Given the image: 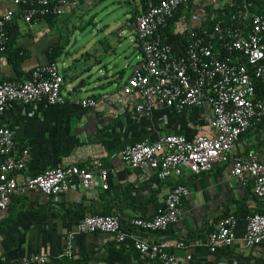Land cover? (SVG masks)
<instances>
[{
    "label": "crops",
    "instance_id": "crops-1",
    "mask_svg": "<svg viewBox=\"0 0 264 264\" xmlns=\"http://www.w3.org/2000/svg\"><path fill=\"white\" fill-rule=\"evenodd\" d=\"M211 3L212 0H191L187 8H179L173 30L194 26L192 15H202ZM109 4L119 8L128 5L129 14L122 16L124 23L118 17L115 23L101 19ZM117 7L113 11L119 10ZM8 8L18 10L11 0H0V14ZM141 9V0H80L54 23L44 19L29 28L16 16L8 27L24 57L13 69L0 56V81L23 80L33 66L47 61L52 45L60 46L54 61L62 77L61 92L66 99L89 96L96 101L88 108L68 100L52 106L35 103L13 106L0 114V125L14 131L15 152L21 148L28 151L25 167L15 174L16 179L57 165H86L92 159L102 161L108 175L105 189L97 186L87 190L72 182L65 192L47 198L37 191L12 195L7 207L0 210V264L33 253H46L44 264H65L67 261L59 255L65 248L66 235L88 214H117L124 232L163 245L175 256L173 264H264V240L251 247L243 246L240 240L245 215L264 213V198L253 194L250 181L242 183L229 176L230 161L179 179L188 193L181 200L177 220L164 230L143 231L129 222L135 215L151 217L177 179H158L151 169L123 166L118 157L120 149L140 140L155 142L172 132L186 137L211 133L207 105L181 113L160 107L136 117L134 99L121 92L130 69L140 59L135 34L128 23ZM78 13L84 16L76 18ZM110 31L114 34L110 36L112 40L107 34ZM35 32L42 34L34 39ZM83 32L87 34L81 36ZM126 37L130 44L118 51L114 41L118 46ZM78 40L83 42L78 44ZM248 152L264 161V120L238 136L230 156L244 157ZM228 214L235 218L234 240L227 247L210 251L208 235ZM181 241L183 247H176ZM71 251L74 264H161L135 251L130 239L116 242L105 232L73 234Z\"/></svg>",
    "mask_w": 264,
    "mask_h": 264
},
{
    "label": "built area",
    "instance_id": "built-area-1",
    "mask_svg": "<svg viewBox=\"0 0 264 264\" xmlns=\"http://www.w3.org/2000/svg\"><path fill=\"white\" fill-rule=\"evenodd\" d=\"M80 0H11L18 6L0 14V56L5 51L8 27L16 16L29 28L46 16L59 17ZM191 0H141L128 26L133 30L140 59L121 85V92L134 99L136 117L167 107L175 113L207 105L211 133L186 137L167 133L155 142L140 140L120 149V163L129 168L151 169L158 179H177L166 193L163 204L148 218L132 216L130 224L143 231H162L178 217L181 200L188 193L179 179L186 174L205 173L212 165L230 161L229 176L250 181L253 194L264 198V161L254 152L231 157L230 151L239 135L254 123L264 120V101L254 98V83L264 86V0H214L202 15H192L194 26L173 30L175 42L161 38L159 25ZM178 19V18H177ZM124 32V29L120 31ZM42 32H35L36 39ZM179 41V42H178ZM62 77L56 62L33 66L21 81H0V114L13 106L35 103L60 105L67 100L83 108L93 107V97L67 98L61 92ZM14 131L0 125V210L7 207L12 195L37 191L44 197L65 192L78 183L83 189L107 187L108 169L99 159L86 165H57L33 176L17 180L15 174L25 167L28 151L16 147ZM179 180V181H178ZM240 238L251 247L264 240V213L251 212L244 217ZM235 218H220L208 235V249L227 247L234 240ZM105 232L116 242L130 239L135 251L161 264H173L175 256L161 244L148 243L128 234L120 227L117 214H88L81 218L65 238L59 257L72 260L71 238L80 232ZM176 247H183L178 242ZM189 255H186L188 258ZM46 253H33L9 264H44Z\"/></svg>",
    "mask_w": 264,
    "mask_h": 264
},
{
    "label": "trees",
    "instance_id": "trees-1",
    "mask_svg": "<svg viewBox=\"0 0 264 264\" xmlns=\"http://www.w3.org/2000/svg\"><path fill=\"white\" fill-rule=\"evenodd\" d=\"M213 1L214 0H212V2ZM188 5H189V3H188ZM179 8H182V7H179ZM178 9L173 13V15L171 17H169V18H167L165 20L163 25H159L158 28H157V31H156V33L161 38H166L170 42L173 39H174V42H175V38L173 36H171V33H172V30H173V27H174V22H175V20L177 18ZM54 19L55 18L51 17V16H46L45 17V20L49 24L50 23H54ZM14 36H15V34L11 35L10 31L8 30V42H7L6 48H5V51H6V54H7V61L12 66L13 69L15 67H17L22 62L23 57H24V56L21 55L22 54V50H21L20 46H18V45H16V43H14V40H13ZM53 46L54 45H52L50 47L51 49L49 50V53H47V61L46 62H55L54 59L56 58V56H58V54H59V52L61 50L60 46L59 47H55V48ZM28 73H26V76L28 75ZM7 80H11V79H7ZM254 98L261 99V100L264 101V86L263 85H261L259 83H254ZM73 262H74L73 260H70V261H67L65 264H74Z\"/></svg>",
    "mask_w": 264,
    "mask_h": 264
},
{
    "label": "rangeland",
    "instance_id": "rangeland-1",
    "mask_svg": "<svg viewBox=\"0 0 264 264\" xmlns=\"http://www.w3.org/2000/svg\"><path fill=\"white\" fill-rule=\"evenodd\" d=\"M110 3H112V2H110ZM112 4H109L108 5V10L106 11V12H104L103 13V18H101V16H99V11H97V17L98 18H101V19H103V20H105L107 23L109 22V23H115L116 22V18L118 17V20L120 19L121 20V23H124V19L125 18H122V16L123 15H125L126 13L127 14H129V12H128V5H126V4H122L121 5V7L119 8V7H117V6H115V4H114V6H111ZM115 7H117V8H119V10H115V11H113V9L115 8ZM117 11H119V14H118V12ZM76 16V18H82L83 16H84V14L83 13H78V14H76L75 15ZM121 23L120 24H118L117 26H120L121 25ZM111 26H113V25H111ZM112 28H114V27H112ZM70 34V33H69ZM81 36H85L87 33H85V32H83V33H79ZM107 34H109L108 35V38H109V40H112L113 38L112 37H110V36H113L114 34H113V32L111 33V31L110 32H108ZM79 42H78V44H80V43H82L83 41L82 40H78ZM114 43H115V46L118 48V51H120L122 48H124V49H126V47L130 44V42H129V38H125L124 40H121L120 41V45H118L117 46V43L114 41ZM97 48H98V46H97ZM69 50H71V48H68ZM84 57V56H83ZM78 58V57H77ZM79 59V58H78ZM80 61H82V59L81 60H79V62ZM59 70V69H58ZM59 73H60V71H59ZM61 75V74H60Z\"/></svg>",
    "mask_w": 264,
    "mask_h": 264
}]
</instances>
